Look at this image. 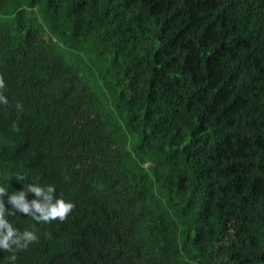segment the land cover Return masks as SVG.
<instances>
[{
  "label": "trees",
  "instance_id": "trees-1",
  "mask_svg": "<svg viewBox=\"0 0 264 264\" xmlns=\"http://www.w3.org/2000/svg\"><path fill=\"white\" fill-rule=\"evenodd\" d=\"M0 76L15 264H264V0H0Z\"/></svg>",
  "mask_w": 264,
  "mask_h": 264
},
{
  "label": "clouds",
  "instance_id": "clouds-1",
  "mask_svg": "<svg viewBox=\"0 0 264 264\" xmlns=\"http://www.w3.org/2000/svg\"><path fill=\"white\" fill-rule=\"evenodd\" d=\"M4 87L3 77L0 76V88ZM0 100H4L0 96ZM19 107V105H18ZM26 190L31 191L37 197L29 203L24 201V192L13 194L9 197V202L20 212L31 216L37 222L51 223L59 220L64 222L69 214L74 210L75 204L66 202L62 197L54 195L55 187H46L38 184L27 186ZM7 194L5 188L0 187V249L11 252L9 259L15 264L17 259L15 250H26L30 243L38 240V237L31 231L20 233L4 220L5 208L3 195Z\"/></svg>",
  "mask_w": 264,
  "mask_h": 264
},
{
  "label": "rangeland",
  "instance_id": "rangeland-1",
  "mask_svg": "<svg viewBox=\"0 0 264 264\" xmlns=\"http://www.w3.org/2000/svg\"><path fill=\"white\" fill-rule=\"evenodd\" d=\"M86 76H88L90 78V80L95 84V86L98 87L95 76L92 73H88V74H86Z\"/></svg>",
  "mask_w": 264,
  "mask_h": 264
}]
</instances>
